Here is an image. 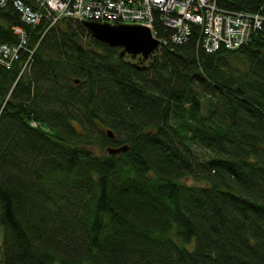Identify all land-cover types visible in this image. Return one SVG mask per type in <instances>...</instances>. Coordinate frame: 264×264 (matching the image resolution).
<instances>
[{
    "label": "trees",
    "instance_id": "1",
    "mask_svg": "<svg viewBox=\"0 0 264 264\" xmlns=\"http://www.w3.org/2000/svg\"><path fill=\"white\" fill-rule=\"evenodd\" d=\"M17 25L34 53L0 64V264H264L262 32L215 53L195 32L142 66L83 21L27 26L12 6L0 44Z\"/></svg>",
    "mask_w": 264,
    "mask_h": 264
},
{
    "label": "built area",
    "instance_id": "2",
    "mask_svg": "<svg viewBox=\"0 0 264 264\" xmlns=\"http://www.w3.org/2000/svg\"><path fill=\"white\" fill-rule=\"evenodd\" d=\"M9 6L24 25L33 27L45 22L50 28L63 19L143 25L151 29L159 47L174 48L188 43L198 32L207 53L238 49L258 33L264 34L263 13L227 10L217 0H0V8ZM158 21L164 32L156 28ZM13 31L19 40L0 44V64L11 69L26 51L24 71L34 50L29 48L25 26H14ZM32 125L38 124L33 121Z\"/></svg>",
    "mask_w": 264,
    "mask_h": 264
},
{
    "label": "water",
    "instance_id": "3",
    "mask_svg": "<svg viewBox=\"0 0 264 264\" xmlns=\"http://www.w3.org/2000/svg\"><path fill=\"white\" fill-rule=\"evenodd\" d=\"M85 25L96 40L111 47H120L122 56L127 54L132 57L141 55L144 59H148L159 46V41L154 38L151 29L143 25H112L97 22H85ZM108 135L112 138L114 133L109 130ZM128 149V145L109 146L106 152L108 154H120Z\"/></svg>",
    "mask_w": 264,
    "mask_h": 264
},
{
    "label": "flooded vegetation",
    "instance_id": "4",
    "mask_svg": "<svg viewBox=\"0 0 264 264\" xmlns=\"http://www.w3.org/2000/svg\"><path fill=\"white\" fill-rule=\"evenodd\" d=\"M131 58L137 64H141V63H144V62H150V60H151V56L148 59H144L141 55H138L136 57H132L131 56Z\"/></svg>",
    "mask_w": 264,
    "mask_h": 264
},
{
    "label": "rangeland",
    "instance_id": "5",
    "mask_svg": "<svg viewBox=\"0 0 264 264\" xmlns=\"http://www.w3.org/2000/svg\"><path fill=\"white\" fill-rule=\"evenodd\" d=\"M140 65H142V66H148L149 65V62H144V63H141ZM185 181L187 183H189V184L194 183V180L193 179H190V178H186Z\"/></svg>",
    "mask_w": 264,
    "mask_h": 264
},
{
    "label": "bare ground",
    "instance_id": "6",
    "mask_svg": "<svg viewBox=\"0 0 264 264\" xmlns=\"http://www.w3.org/2000/svg\"><path fill=\"white\" fill-rule=\"evenodd\" d=\"M88 22H96V21H88ZM97 23H99V22H97ZM118 25V24H117ZM159 47V46H158ZM31 66V63L29 64V66H28V68L27 69H29V67ZM127 151V150H126Z\"/></svg>",
    "mask_w": 264,
    "mask_h": 264
}]
</instances>
